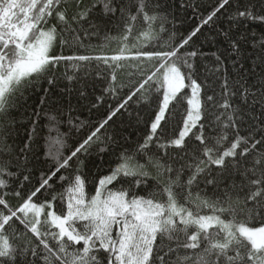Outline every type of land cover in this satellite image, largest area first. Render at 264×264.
Returning <instances> with one entry per match:
<instances>
[{
    "label": "trees",
    "instance_id": "16d2710c",
    "mask_svg": "<svg viewBox=\"0 0 264 264\" xmlns=\"http://www.w3.org/2000/svg\"><path fill=\"white\" fill-rule=\"evenodd\" d=\"M222 2L109 0V6L117 10L106 13L103 0H59L53 16L47 18L46 24L41 23L44 31L56 30L49 57H102L108 58V63L61 60L22 81L7 97L5 110L0 112V166L10 175H5L8 188L2 190L8 193V208L0 206V213L18 210L57 164L70 157L107 120L93 141L69 161V167L57 174L50 182L52 187L41 191L34 203L54 201L56 214L63 216L65 193L75 176L84 181L86 203L102 179L124 166L138 175L121 173L107 185L106 193H127L128 199H150L165 208L171 193L176 206L191 213V218H218L231 226L237 239V227H264V198L251 199L254 191L264 190V169L255 163L264 157V22L260 20L264 17V0H230L212 21L203 25ZM241 11H250L256 19H242ZM60 13L64 21L59 20ZM197 27L200 31L180 49L181 60L176 65L189 86L170 103L150 146L144 149L142 146L153 135L151 125L163 94L162 61L145 57L172 51ZM193 52L195 57L190 55ZM121 54L123 59L111 61L112 56ZM185 60L190 68L184 65ZM149 75H153V82L108 120ZM191 80L200 85L203 119L190 130L183 148L169 147L184 129ZM221 103L231 108L225 110ZM229 114L233 116L231 122L227 120ZM225 123L234 127L224 128ZM197 136L204 138L203 144ZM225 136L227 139H223ZM237 139L248 144L242 143L237 157L227 158L223 168L204 154L210 149L212 158H218ZM255 141L262 142L257 149L247 157L239 154ZM61 176L68 180L61 181ZM257 179L261 180L259 187L253 183ZM165 218L167 215L161 217ZM177 219L173 218L174 231L157 233L148 264H218V250L210 249L213 243L225 242L226 231L218 224L203 233L196 225L189 223L185 227ZM75 226L78 231L84 230L83 224ZM40 230L47 231L43 224ZM197 233L200 246L186 247L189 237ZM4 236L17 249L22 245L37 249L36 255L25 251L15 264H45L46 250L23 224L13 220L4 229ZM48 243L57 251L54 241ZM83 247L71 246L69 252L82 251ZM229 251L246 255L245 249L236 245ZM94 254L100 264H108V253ZM60 255L70 264V255ZM52 264H57L54 258ZM247 264H264V256L257 255Z\"/></svg>",
    "mask_w": 264,
    "mask_h": 264
},
{
    "label": "snow or ice",
    "instance_id": "6c2138e0",
    "mask_svg": "<svg viewBox=\"0 0 264 264\" xmlns=\"http://www.w3.org/2000/svg\"><path fill=\"white\" fill-rule=\"evenodd\" d=\"M103 2L106 13H114L117 10L109 6V0H103ZM229 2L230 0H223L216 12H213L203 21V25L212 21L216 13ZM38 3L39 7H37ZM58 5L59 0H43V2H40V0H25V2H21V0H0V112L5 110L7 97L17 90L22 81L43 72L49 65H55L61 60H102L103 63H108V58L102 57H49L48 53L56 38V30L53 28L50 31H44L41 29V23L46 24L48 22L47 18L53 16ZM140 11H143L142 7ZM239 15L242 19H256L250 11H241ZM58 18L60 21L65 19L62 13L58 15ZM150 19L154 20L155 17ZM260 20L264 22V17H261ZM199 31L200 27H197L187 39L170 52L150 54L145 57L148 60L162 61L160 64L161 69H164L169 61H172V63L162 74V80L160 81V88L163 89L161 107L151 125L153 135L149 136L148 141L142 146L144 149L150 146V142L165 118L170 103L180 95L185 87L189 86L185 84V76L181 73L180 68L176 66L181 60L178 53ZM190 55L195 57L196 53L193 52ZM123 58V54H121L112 56L110 59L116 62ZM139 58L136 57V59ZM183 63L185 66L191 67L186 60ZM111 66L109 65V67ZM153 75L147 76L139 87L108 117V120H111L116 112L124 108L149 82H153ZM190 88L192 95L186 101L190 107L184 129L179 138L175 139L169 147L183 148L190 130L196 128L203 119L201 115L202 105L198 98L200 85L195 80H191ZM208 99L211 100L212 97ZM220 107L228 110L231 105L221 103ZM227 120L229 122L233 121V116L229 114ZM107 123L106 120L97 129V132L92 133L88 140L76 149L70 157L58 163L56 170L44 179L41 187L27 197L18 210L11 211L7 215L0 213V264H15L17 257L23 255L25 251H31L33 255L37 254L35 248L26 249L22 245L20 249H17L10 245L8 239L4 236V229L10 227L13 220L23 224L27 232L31 233L35 240L39 242V245L46 250L44 254L45 264H52L53 258L57 264H69V261L65 260L60 254L70 255V264H100L98 256L94 254L100 251L109 254L108 264H148L157 233L172 232L176 229L173 216H181L182 210H177L175 202L171 199V193H169L170 203L165 208L161 204H154L150 199L133 198L128 200L127 193L104 192L107 185L112 183L121 173L124 176L138 175V172L127 170L124 166L118 167L112 176L99 182L100 191L89 203H85L84 181L79 175L75 176L71 186L67 188L65 193L67 211L63 216L56 214L54 201L40 205L34 203L35 197L41 191L52 187L50 182L57 178V174L62 169L69 167V161L84 150ZM230 127H234V124H224V128ZM196 139L200 143H204L202 136H197ZM223 139H227V137L225 136ZM217 143L220 142L217 141ZM242 143L248 144L247 141L237 139L218 158H212L210 149H206L204 154L217 167L223 168L227 158L235 159L237 157V150L240 149ZM261 143V141L252 142L247 149L241 150L239 154L247 157ZM255 163L264 169V157L256 160ZM199 172L200 169H197V174ZM5 175H10V173H6L5 168L0 166V206L7 209L8 205L5 198L8 193L2 191L8 188V183L4 178ZM24 179L27 180L28 178L24 177ZM59 179L65 181L68 180V177L61 176ZM194 179L195 177H193ZM189 183H192V180ZM253 183L259 187L261 180L257 179ZM137 186H139V183H137ZM14 195L19 197L20 192H15ZM102 196H106V198L102 199ZM257 198H264V190L253 192L251 199L255 201ZM45 209H48L46 214ZM165 211L169 212L170 215L165 219H161L165 216ZM187 216V220L183 217L179 220V223L185 225V227L191 223L197 225L200 232L207 233L208 229L213 226V221H215L223 231H226L225 242L213 243L210 249V251L218 250L215 257L218 264H238L241 260L247 264V262L254 261L257 255L264 256V227L251 229L241 226L236 229L240 237V239H237V236L231 230V226L223 224L218 218L200 217L193 220L191 219V213H187ZM41 217H44V219L42 220ZM42 224L47 231L41 232L40 226ZM77 224H83L84 230L78 231L75 226ZM114 227L117 228L115 239L112 236ZM53 229L57 231H53ZM199 239V233L191 235L189 237L190 243L186 244V247L198 248L200 246ZM205 239H207L206 236ZM49 240L55 242L57 251L54 252L49 246ZM81 244L84 245L82 251L69 252L71 246ZM233 245L245 249L246 255L241 256L240 251L231 254L229 250ZM161 259L163 258L161 257Z\"/></svg>",
    "mask_w": 264,
    "mask_h": 264
},
{
    "label": "rangeland",
    "instance_id": "374dc122",
    "mask_svg": "<svg viewBox=\"0 0 264 264\" xmlns=\"http://www.w3.org/2000/svg\"><path fill=\"white\" fill-rule=\"evenodd\" d=\"M169 65H167L164 69H161V80H162V74L166 71V69H167V67H168ZM163 93V92H162ZM191 95H192V93H191V88H190V96H189V98H191ZM162 97H163V94H162ZM161 107V106H160ZM190 107V106H189ZM189 111V110H188ZM156 119V118H155ZM155 121V120H154ZM98 191H100V188H98L97 189V191L95 192V194L90 198V200L92 199V198H94L96 195H97V193H98ZM104 192L106 193V191L104 190ZM116 194H119V193H116ZM102 199H104V198H106V196H102L101 197ZM90 200L88 201V202H86V203H89L90 202ZM128 200H131V199H128ZM176 208H177V210H182L181 208H179L178 206H176ZM47 211H48V209H45V214L47 213ZM66 211H67V208H66ZM184 214V215H183ZM165 215H167V217L170 215V213L169 212H167V211H165ZM186 215V216H185ZM181 216H183V218H185L186 220H187V218H188V216H187V214L186 213H184L183 211H181ZM181 216H173V218H178L177 220L179 221V218L181 219ZM165 217V216H164ZM42 218V217H41ZM44 218V217H43ZM191 219H193V220H195V219H199V218H191ZM214 225H218V224H216L215 223V221H213V226ZM197 226V225H196ZM198 227V226H197ZM239 227H237V229H238ZM198 229H199V227H198ZM200 230V229H199ZM116 233H117V228L116 227H114L113 228V231H112V236H113V238L115 239L116 238Z\"/></svg>",
    "mask_w": 264,
    "mask_h": 264
}]
</instances>
